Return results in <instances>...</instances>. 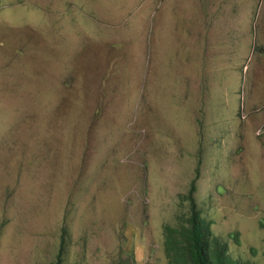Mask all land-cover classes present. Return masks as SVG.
Masks as SVG:
<instances>
[{
  "label": "rangeland",
  "instance_id": "374dc122",
  "mask_svg": "<svg viewBox=\"0 0 264 264\" xmlns=\"http://www.w3.org/2000/svg\"><path fill=\"white\" fill-rule=\"evenodd\" d=\"M193 209L264 264V0H0V264H168Z\"/></svg>",
  "mask_w": 264,
  "mask_h": 264
},
{
  "label": "trees",
  "instance_id": "16d2710c",
  "mask_svg": "<svg viewBox=\"0 0 264 264\" xmlns=\"http://www.w3.org/2000/svg\"><path fill=\"white\" fill-rule=\"evenodd\" d=\"M254 48L256 51L259 49L257 46ZM211 223L199 210L193 209L177 226L164 225V250L168 264H251L230 257L226 244L213 234ZM60 262L58 255L55 264Z\"/></svg>",
  "mask_w": 264,
  "mask_h": 264
},
{
  "label": "clouds",
  "instance_id": "9594fccd",
  "mask_svg": "<svg viewBox=\"0 0 264 264\" xmlns=\"http://www.w3.org/2000/svg\"><path fill=\"white\" fill-rule=\"evenodd\" d=\"M208 28H210V22H208L207 29ZM214 31H215V26H214ZM189 37L191 38V40L188 41L189 45L191 47L199 46L200 47V55L201 56L206 55L207 54L206 48L211 47L212 44H208V43L201 41L200 35L197 32V30H196L195 34L193 33V35H191ZM151 45H152V42H151V44L147 43V45H146V47L149 51L151 50V48H150ZM254 47H255V45L253 46V51L255 52ZM257 47H259V46H257ZM253 55L256 56L255 53ZM207 62L208 61L205 62L206 68H207ZM246 64H247V62H243L241 65L235 66L234 69L232 68V71L236 70V71L240 72V68L243 71V70L248 68ZM206 68L204 69V73H202V71L200 72L199 78H198V75H194V78H191V80L198 81V83H199V86H198L199 94L195 98V100L193 101L191 99V101L188 102L187 101V98H188L187 95H185V96L179 95L178 98L182 102L195 105L197 110L199 107H203L204 108L203 113H205L206 110L207 111H211V110L223 111V110H226L228 108L227 104H231V101H232V97H231L232 91H230L228 93L226 88H225V86H226L225 83L220 82L219 84H217L215 81H213V79H214L213 77H211L209 79L202 80V78L204 77L203 74L206 75V72H205ZM208 71L211 75H213V72H212L213 70L208 69ZM222 76L224 77L225 73H223ZM209 87H211V88H209ZM186 88L187 87L185 84H183L179 87V89H181L182 91H184ZM173 89L178 90L176 81H175V88H173ZM234 92L236 93V91H234ZM197 103H198V105H197ZM215 104H217V105L219 104V107L218 106H212ZM242 105H243V103H241V107L237 108V111H239V110H241V112L243 111L244 108H242ZM230 108H231V106H230ZM218 117H221V115H219Z\"/></svg>",
  "mask_w": 264,
  "mask_h": 264
},
{
  "label": "crops",
  "instance_id": "0c3cea01",
  "mask_svg": "<svg viewBox=\"0 0 264 264\" xmlns=\"http://www.w3.org/2000/svg\"><path fill=\"white\" fill-rule=\"evenodd\" d=\"M151 48V47H150ZM196 48H198V50H199V52H200V47L199 46H196ZM173 57L171 58V60H170V65H172L177 59L175 58V56L174 55H172ZM167 60V59H166ZM178 62H179V60H177ZM179 69L176 71V76H175V78H176V82H177V87H178V89H179V87L181 86V85H183V84H185L186 85V89L184 90V91H182L181 92V94L180 95H183V96H185V95H187L188 96V98H187V101L188 102H190L191 101V99L194 101L195 100V98L198 96V94H199V90H198V86H199V83H198V81H194V80H190L188 83H179V81L177 80V77H178V73H179ZM191 78H194V76H192ZM190 85H193V86H195V88H196V94H193V92L191 91V89H190ZM184 101V100H183Z\"/></svg>",
  "mask_w": 264,
  "mask_h": 264
}]
</instances>
